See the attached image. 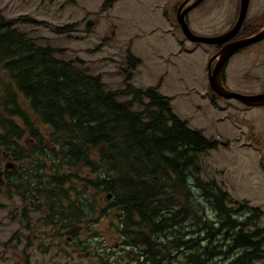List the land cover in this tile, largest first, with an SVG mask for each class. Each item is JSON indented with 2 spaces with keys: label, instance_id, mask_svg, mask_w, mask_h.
<instances>
[{
  "label": "trees",
  "instance_id": "obj_1",
  "mask_svg": "<svg viewBox=\"0 0 264 264\" xmlns=\"http://www.w3.org/2000/svg\"><path fill=\"white\" fill-rule=\"evenodd\" d=\"M18 22L35 23L0 13V151L17 165L4 174L0 198L18 197L41 214L51 239L69 237L100 264L109 261L92 251L100 233L91 227L104 220L138 250L134 264H264L263 213L201 178L199 157L217 143L173 113L161 82L130 83L139 59L127 55L124 86L112 90ZM250 130L248 141L263 146Z\"/></svg>",
  "mask_w": 264,
  "mask_h": 264
},
{
  "label": "rangeland",
  "instance_id": "obj_2",
  "mask_svg": "<svg viewBox=\"0 0 264 264\" xmlns=\"http://www.w3.org/2000/svg\"><path fill=\"white\" fill-rule=\"evenodd\" d=\"M114 1L108 12L96 13L103 0H0V12L7 19L29 16L35 23L18 22L16 28L40 45L65 50L56 54L60 60L82 59L81 67L91 74H100L110 89L123 87L124 59L128 53L141 62L132 75L131 84L135 87H153L164 74L159 92L173 98L174 114L186 121L191 130L227 143L201 156V178L215 179L233 198L260 208L264 214V170L259 162L260 156L264 165V145L256 149L247 141L249 127L251 135L257 133L264 141V107L246 108L235 100L213 98L207 83L206 62L215 53L214 47L178 43L184 40L175 26V7L180 0ZM254 5L264 11V0H254ZM202 7L194 13H200ZM226 7L231 15L234 2ZM206 11H210L208 6ZM67 25L71 27L62 31L55 29ZM216 29L219 28L216 26ZM225 80L229 89L240 94L263 91L264 41L230 58L225 67ZM3 167L0 156V170ZM192 193L196 199L199 197L197 190L193 189ZM197 200L204 205L201 199ZM0 203L3 204L0 207V264H100L90 251L84 253L76 247L74 241L67 244L66 240L53 239L51 242L44 229L33 226L41 214L33 213L18 197L0 198ZM24 207L27 218L21 215ZM108 225L104 220L91 227L102 236L92 241V246L106 245L107 254L115 256L117 251V255H123V240L111 233ZM257 227L264 228V216Z\"/></svg>",
  "mask_w": 264,
  "mask_h": 264
},
{
  "label": "water",
  "instance_id": "obj_3",
  "mask_svg": "<svg viewBox=\"0 0 264 264\" xmlns=\"http://www.w3.org/2000/svg\"><path fill=\"white\" fill-rule=\"evenodd\" d=\"M188 1L189 0H186L185 2H183L178 8L177 16H176L178 25L181 27L183 34L190 41L203 42V43L212 44V45L222 44L228 41L229 39H231L237 33V31L239 30L244 20V17L246 15L247 6H248V0H240V8H239L238 17L232 29H230L226 34L222 36L214 37V38H205V37H198V36L193 35L188 29V26L184 19L186 12L194 8L195 6H197L202 0H192L190 4L188 5V7L181 12V8ZM263 38H264V26L262 29H260V31H258L253 36L226 44L225 46L221 48L219 53L215 57H213L212 60H215V64L213 68L209 70L208 81H209L210 88L216 95L224 99H236L242 104H244L245 106H263L264 105V92L260 94H256V95H242V94L234 93V92L227 90L221 83V71H222V68L225 62L228 60V58L231 57L239 49L245 46H248L250 44L256 43L262 40Z\"/></svg>",
  "mask_w": 264,
  "mask_h": 264
},
{
  "label": "flooded vegetation",
  "instance_id": "obj_4",
  "mask_svg": "<svg viewBox=\"0 0 264 264\" xmlns=\"http://www.w3.org/2000/svg\"><path fill=\"white\" fill-rule=\"evenodd\" d=\"M183 1L184 0L179 1L178 6L175 8V12L177 11V8ZM232 2H234V8L230 15L229 10L227 9L226 6L227 4H232ZM200 6H203L201 12L199 13V11H196L194 13V11ZM207 6L210 8V11L208 13L206 11ZM239 7H240V0H204L200 5L186 12L187 14L185 16V20L194 34H197L199 36H218L224 34L232 27L233 23L237 18ZM258 8L259 7H256L254 5V0H248L247 12L242 27L240 29L241 33L235 35L231 41H235L240 38L250 36L256 33L264 25V11L259 10ZM198 14L200 15V18H197ZM194 22H198L197 23L198 25L197 26L195 25V27L200 28L199 30H196L193 27ZM216 26L219 28L218 30L217 29L214 30ZM247 28H248V32L246 33V36H243L244 33L242 32V30L243 29L246 30ZM263 41L264 39L260 41V43ZM226 43L215 46L214 55ZM245 49L247 48H244L243 50ZM243 50H241L240 52H242ZM222 80L226 81L225 75L222 76Z\"/></svg>",
  "mask_w": 264,
  "mask_h": 264
}]
</instances>
